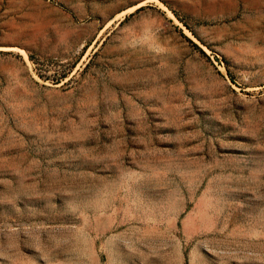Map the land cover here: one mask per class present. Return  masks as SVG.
Here are the masks:
<instances>
[{
  "label": "rangeland",
  "instance_id": "rangeland-1",
  "mask_svg": "<svg viewBox=\"0 0 264 264\" xmlns=\"http://www.w3.org/2000/svg\"><path fill=\"white\" fill-rule=\"evenodd\" d=\"M0 264H264V0H0Z\"/></svg>",
  "mask_w": 264,
  "mask_h": 264
}]
</instances>
